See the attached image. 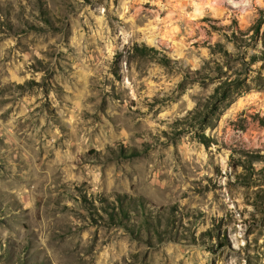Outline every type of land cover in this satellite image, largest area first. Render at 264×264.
I'll use <instances>...</instances> for the list:
<instances>
[{
    "label": "rangeland",
    "instance_id": "rangeland-1",
    "mask_svg": "<svg viewBox=\"0 0 264 264\" xmlns=\"http://www.w3.org/2000/svg\"><path fill=\"white\" fill-rule=\"evenodd\" d=\"M0 264H264V0H0Z\"/></svg>",
    "mask_w": 264,
    "mask_h": 264
},
{
    "label": "trees",
    "instance_id": "trees-1",
    "mask_svg": "<svg viewBox=\"0 0 264 264\" xmlns=\"http://www.w3.org/2000/svg\"><path fill=\"white\" fill-rule=\"evenodd\" d=\"M150 48H151V47L147 46V45L144 44V43H143L140 47H139L138 45L135 46V49L138 50V53H140V54H146L147 51L150 50ZM135 152H136L135 150H133V151H129L128 154H129V155H132V154H135ZM120 201H121V205H120V207H119V211H120L121 214H126L127 211H128V209H127L125 206H123V204H122V200H121V199H120ZM110 215H111L110 217H111L112 220H113L114 216H116V212H114V213H110Z\"/></svg>",
    "mask_w": 264,
    "mask_h": 264
}]
</instances>
